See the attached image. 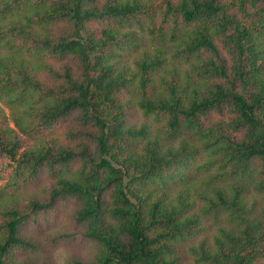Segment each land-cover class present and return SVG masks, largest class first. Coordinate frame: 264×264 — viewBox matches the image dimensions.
Instances as JSON below:
<instances>
[{"label": "trees", "instance_id": "16d2710c", "mask_svg": "<svg viewBox=\"0 0 264 264\" xmlns=\"http://www.w3.org/2000/svg\"><path fill=\"white\" fill-rule=\"evenodd\" d=\"M0 181V264H264V0H0Z\"/></svg>", "mask_w": 264, "mask_h": 264}, {"label": "rangeland", "instance_id": "374dc122", "mask_svg": "<svg viewBox=\"0 0 264 264\" xmlns=\"http://www.w3.org/2000/svg\"><path fill=\"white\" fill-rule=\"evenodd\" d=\"M8 175H9V171H7V173H6V179H7V177H8ZM5 179V180H6ZM0 184H1V181H0ZM59 257H60V261H59V264H64V259H63V256H61L60 254H59Z\"/></svg>", "mask_w": 264, "mask_h": 264}]
</instances>
